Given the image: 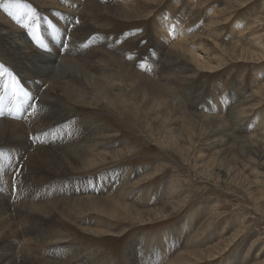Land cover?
<instances>
[{"label": "rangeland", "instance_id": "rangeland-1", "mask_svg": "<svg viewBox=\"0 0 264 264\" xmlns=\"http://www.w3.org/2000/svg\"><path fill=\"white\" fill-rule=\"evenodd\" d=\"M3 1L0 11L8 12L11 22L19 19L15 24L32 44L29 27L37 28L42 40L58 26L50 11L70 15L65 37L60 31V54L68 42L71 48L95 51L96 60L104 57L96 73L101 77L118 71L110 55L133 69L145 83L143 91L150 86L148 75H154L174 114L163 126L159 115L165 113L151 110L135 82L125 97L142 102L146 117L121 118L104 104L61 97L51 102L55 113L63 110L48 115L54 125L42 127L38 123L47 119L32 115L27 122L38 127L32 133L22 127L13 133L12 118L0 116L5 140L0 195L7 193L0 198L5 215L0 214V240L5 237L0 247L11 242L19 257L35 256L40 264H264V0H79L76 10L71 0H56L55 6L50 0ZM17 3L19 9L13 6ZM175 28L186 34L179 36ZM1 50L0 97L15 88L5 73L14 62ZM191 51L212 71L190 61ZM89 93L82 98L89 99ZM41 94H35L33 105ZM13 96L15 101L8 95L0 104L4 115L19 114L24 107L19 105L28 101L26 92ZM205 120L215 121L200 129L198 121ZM230 133L235 139L226 138ZM18 134L32 142L25 156L15 150H21L14 140ZM248 136L251 142L241 146ZM41 146L54 155L65 150L69 160L41 169L28 160ZM17 264L25 263L18 258Z\"/></svg>", "mask_w": 264, "mask_h": 264}, {"label": "bare ground", "instance_id": "bare-ground-1", "mask_svg": "<svg viewBox=\"0 0 264 264\" xmlns=\"http://www.w3.org/2000/svg\"><path fill=\"white\" fill-rule=\"evenodd\" d=\"M3 1V0H2ZM51 1V5L55 6L56 4V0H50ZM4 2V1H3ZM70 2V0H69ZM79 2V0H71V5L72 7L75 6L76 8L74 10L77 9V3ZM10 3V1L6 0V4ZM84 3V2H83ZM20 4V3H19ZM80 4V3H79ZM2 5V4H1ZM105 5V4H104ZM27 6V5H26ZM66 9L65 11L68 14H72L73 11L69 10V6L65 5L64 6ZM4 9V7H1ZM0 8V10H1ZM22 8V7H21ZM59 8V7H58ZM62 8V6H61ZM52 9V8H51ZM54 9V8H53ZM128 9V8H127ZM133 9V8H132ZM6 11V10H5ZM98 11V10H97ZM100 11V10H99ZM125 11V10H124ZM7 12V11H6ZM102 12V11H101ZM50 13H52V19L54 20V22L56 23V28L55 30H52L50 34L47 31L44 32L42 34V40H39V43H41L43 45V47H40L38 42H36V44H32L31 42H28L22 32L21 29L19 27L18 23L19 19H17L15 22H11V20H7L5 17L9 16V13L7 12L6 14H3L0 11V47L2 48L1 51H3L9 58L11 61L14 62V67L11 70L6 71V75L8 80H12L10 81L15 88H11V89H5V92L2 93L1 97H0V104L2 105L4 102V100L6 98L9 97H13V100L15 101V97L16 95L13 96L14 93L16 94H22L23 92L27 93L28 96V101L27 103H23L22 105L19 106H24L21 111L19 112V114H15L13 111H7L5 112V116H7L8 118H12L10 120L14 121V125L11 124L15 130V127H17L18 129L20 127H22V129H27L28 132L32 133L34 131H38V127L37 125H34L33 122H31L30 124H28L29 122H27V120L32 116V115H40L45 117V119L47 120H43L42 119V123H38L40 124V126L47 127L48 125L51 126L52 121L48 118V115L53 113L55 111L54 109V105L55 103H51L52 101H54V99H57V97H61L60 101H63L65 99L68 100L72 99L73 102L77 101L78 103H83V104H87L89 106H91L92 104L95 105V107L99 104H104V106H107L108 108L111 109V114L115 115V116H119L121 118H126L128 119L129 116H139V118H142V116L146 117L144 115V108H141L142 102H136L135 100L129 98V97H125V93L126 90H129L130 88H132V85L136 82L137 87L139 88V90L141 91V93L143 92L142 97L147 98L149 102H151V110L152 111H157L160 114H163L162 116L159 115V117H161L160 121L163 118L162 121V125L164 126L165 124H167L169 121H171V118L173 117L172 113L173 111L167 110V102L165 103L163 101V99L160 96V92L159 89H157V84L154 82V80H156V78H151L154 77V75L150 74L148 75V79L151 81L149 84L150 86H148V84L146 86H148V88L146 89V91H143L145 88L143 87V85L145 84L143 80H141V78L138 76L136 77L133 71V69H127L125 67V65L120 61H117L115 59H113V57L109 56V60H113L115 65L118 67V71H115L114 73H108V76H97L96 73L100 72L102 68V63H100L102 61H98L96 60V56L95 55V51L94 52H90L88 53V51L86 52L85 49L86 48H82L84 51H82L81 49H75L71 48V45L73 42H68L70 44L67 43L66 46H68L69 48L65 51L63 54H60V48L62 47L61 41H63L62 36L60 31L64 32V37L67 33V29L66 26H68V22L70 21V15L64 14L62 12V10H52L50 11ZM106 13V12H105ZM104 13V14H105ZM112 13V12H111ZM112 15V14H110ZM114 15H116L114 13ZM117 17H119V14L117 15ZM9 18V17H8ZM166 27V26H165ZM26 28V27H25ZM25 31V30H24ZM163 32V31H162ZM168 32V31H167ZM39 33V32H38ZM175 33L178 34L179 36H184V34H186L185 31L183 30H179V28H175ZM165 34V33H164ZM174 34V33H173ZM28 36V35H27ZM31 38V37H30ZM61 38V40H60ZM183 37H181L182 39ZM186 38V36H185ZM47 40V41H46ZM31 41V39H30ZM88 42V41H87ZM59 44V45H58ZM94 44V43H93ZM160 46V44H159ZM162 46V45H161ZM0 48V49H1ZM77 48V47H76ZM88 48V47H87ZM179 50V49H177ZM226 50V49H225ZM98 51V50H97ZM103 51V50H102ZM101 51V52H102ZM169 51V50H168ZM180 51V50H179ZM189 51V50H187ZM186 51V52H187ZM99 52V51H98ZM197 52V51H196ZM196 52L191 51L189 52L188 56L190 61H192L196 66L201 67V65L203 66V68H208L211 69L209 66L206 65L203 59V61H201V59H199L198 54H196ZM246 52V51H245ZM62 53V52H61ZM108 53V52H107ZM166 53V52H165ZM180 53V52H179ZM110 54V53H109ZM163 54V53H162ZM177 54V52H176ZM183 54V52H182ZM181 54V55H182ZM102 55V54H101ZM106 55V54H105ZM168 55V54H167ZM171 55V53L169 54ZM177 56V55H176ZM251 56V55H250ZM172 57V56H171ZM181 57V56H180ZM107 58V57H106ZM160 58V57H159ZM163 58V57H162ZM119 59V58H118ZM161 59V58H160ZM181 60V59H180ZM186 60V59H185ZM106 61V60H105ZM125 61V60H124ZM165 61V60H164ZM104 62V61H103ZM167 62V61H166ZM165 62V63H166ZM105 63V62H104ZM103 63V65H104ZM126 63V62H125ZM164 63V64H165ZM171 63V62H170ZM175 63V62H174ZM179 63V62H178ZM186 63H188L186 61ZM128 64V63H127ZM161 64V62H160ZM169 64V63H168ZM176 64V63H175ZM167 65V64H166ZM105 68V67H104ZM116 70V69H115ZM130 70V71H129ZM136 70V69H135ZM112 71V70H111ZM110 72V71H109ZM129 72V74H128ZM122 73V74H120ZM125 75H124V74ZM122 75V76H121ZM194 76V75H193ZM21 78V79H20ZM146 78V77H145ZM143 79V78H142ZM22 80V81H20ZM176 80V79H174ZM43 81V83H42ZM167 81V80H166ZM44 82H48L51 86L45 88L44 87ZM17 85H22L21 87H24V90L19 89V86ZM46 85V84H45ZM135 85V84H134ZM145 86V85H144ZM11 87V86H9ZM83 89V90H82ZM12 90V91H11ZM26 90V91H25ZM86 90L90 91V97L88 98H82L85 96L84 91L86 92ZM113 91H116V93H113ZM138 90V93H139ZM260 90V89H259ZM9 91V92H8ZM130 91V90H129ZM42 93L39 98V104H34V102H32L33 100L36 99V95H38V93ZM57 95V96H56ZM139 95V94H137ZM35 96V97H34ZM54 96H56V98H54ZM141 96V95H139ZM137 97V96H136ZM27 98V97H26ZM31 98V99H30ZM141 98V99H144ZM59 99V98H58ZM87 99V100H85ZM123 99H128L127 102ZM24 100V99H23ZM27 100V99H26ZM29 100H31V102H29ZM66 101V100H65ZM64 101V102H65ZM72 102V101H71ZM72 102V103H73ZM59 104V102H58ZM66 104V102H65ZM74 104V103H73ZM145 104V103H144ZM7 105V104H6ZM18 104H16V102L14 103V106ZM39 105V106H38ZM150 105V103H149ZM5 106V105H4ZM18 106V107H19ZM145 106V105H144ZM170 106V105H169ZM58 107V106H57ZM59 108V107H58ZM219 108V107H218ZM11 110V109H10ZM58 110V109H57ZM62 110V109H61ZM60 110V112H61ZM239 110V109H238ZM63 111V110H62ZM59 113H55V114H60ZM142 113V114H141ZM221 113V112H220ZM122 114V115H121ZM148 114V113H147ZM154 114V113H153ZM23 115V116H22ZM176 115V114H175ZM174 115V116H175ZM61 116V115H58ZM75 116V115H74ZM153 116V115H152ZM148 117V116H147ZM179 117V116H178ZM234 117V116H233ZM35 118V117H34ZM190 118V117H189ZM6 119V118H5ZM39 119V117H38ZM53 119V118H52ZM55 119V118H54ZM62 119V118H61ZM64 119V118H63ZM137 119V118H136ZM149 119V118H148ZM179 119V118H178ZM219 119V118H218ZM59 120V119H58ZM158 120V119H157ZM33 121V120H32ZM44 121V122H43ZM136 121V120H135ZM211 121H215V120H205V121H198L199 123V128L203 129V130H207L209 129L208 126V122ZM220 122V120H218ZM11 122V121H10ZM9 122V123H10ZM74 122V121H73ZM174 122V121H173ZM172 122V123H173ZM176 122V121H175ZM190 122H193V120H191L190 118ZM217 122V121H216ZM260 122V121H259ZM36 123V122H35ZM84 123V122H83ZM159 124V123H158ZM171 124V123H170ZM174 124V123H173ZM213 124H215L213 122ZM6 125V124H5ZM54 125V124H53ZM65 125V124H64ZM178 125V124H177ZM1 126V124H0ZM86 126V125H85ZM170 125H168L169 127ZM215 126V125H214ZM225 126V125H224ZM4 127V126H3ZM9 127V126H8ZM166 127V126H165ZM171 127V126H170ZM11 128V126H10ZM51 128V127H50ZM49 128V129H50ZM161 128V126L159 127ZM164 128V127H163ZM177 128V127H176ZM4 129V128H3ZM17 129V130H18ZM21 129V128H20ZM67 129V128H66ZM167 129V128H166ZM12 130V129H11ZM40 130V129H39ZM52 130V129H51ZM168 130V129H167ZM170 130V129H169ZM217 130V129H216ZM227 130V128H226ZM5 131V130H4ZM10 130H8L9 132ZM13 131V130H12ZM26 131V132H27ZM44 131V130H43ZM50 131V130H49ZM74 131V130H73ZM84 131V130H83ZM18 132V131H17ZM41 132V131H40ZM45 132V131H44ZM165 132V131H164ZM179 132V131H178ZM242 132V129L241 131ZM16 133V130L15 132ZM23 133V132H22ZM57 133V132H56ZM73 133V132H72ZM173 133V132H170ZM213 133V131H212ZM3 132L1 131V127H0V145H2L4 143V135H2ZM49 134V133H48ZM210 134V133H209ZM7 135V134H6ZM16 135V134H15ZM61 135V134H60ZM168 135V134H167ZM182 135H185L184 133ZM211 135V134H210ZM246 135V134H245ZM10 136V135H8ZM14 136V135H13ZM68 136V135H67ZM81 136V135H80ZM225 136V134H224ZM223 136V137H224ZM235 134L230 133L227 135V139H235ZM25 137V136H23ZM34 137V136H33ZM189 137V136H188ZM188 137H186L188 139ZM215 137V136H214ZM240 137V136H239ZM238 137V138H239ZM12 138V137H11ZM10 138V139H11ZM17 138V139H16ZM14 138V140L17 141V147L19 146V148L21 147V150L15 148L16 151H20L22 153L23 156H25L28 153L29 150V146L32 145V142L29 141V139L27 138H21L20 134H18V137ZM59 138V137H58ZM68 138V137H67ZM185 138V137H184ZM212 138V137H211ZM221 138V137H220ZM243 139L245 137H242ZM247 138V137H246ZM6 139V137H5ZM61 139V138H60ZM83 139V138H82ZM69 140V139H68ZM241 140V139H240ZM9 141V140H8ZM75 141V140H74ZM80 141V140H79ZM168 141V140H167ZM219 141V140H218ZM239 141V140H238ZM257 141V140H256ZM254 140V142H256ZM12 144L13 141L11 140ZM217 142V141H216ZM220 142V141H219ZM225 142V140H224ZM228 142V141H227ZM240 142V141H239ZM251 142V139L248 138L244 139L241 144V146L243 145H247ZM259 142V141H258ZM36 143V142H35ZM34 143V144H35ZM78 143V142H77ZM179 143V142H178ZM221 143V142H220ZM174 144H177V142H175ZM173 144V145H174ZM212 144V143H211ZM218 144V143H217ZM226 144V143H225ZM233 144V143H232ZM231 144V145H232ZM36 145V144H35ZM69 145V144H68ZM222 145V144H220ZM224 145V144H223ZM236 145V144H235ZM253 145V144H252ZM40 146V145H39ZM216 146V145H215ZM213 146V147H215ZM225 146V145H224ZM223 146V147H224ZM228 146V145H227ZM226 146V147H227ZM233 146V145H232ZM238 149L240 147V145H237ZM257 146V145H256ZM219 146L217 145V148ZM235 147V146H234ZM245 147V146H243ZM251 147V146H249ZM7 148V147H6ZM35 151H36V158H32V157H28V160L31 163H37V165L42 169H46L49 168L52 165H62L67 162L66 159V154H65V150L63 151V153L61 154H57L54 155L55 153L52 152V150L47 149L45 147H35ZM64 148V147H62ZM173 148V146H172ZM175 148H177V151H181L182 149H180V146H175ZM259 148V147H258ZM31 149V148H30ZM56 149V148H55ZM58 149V148H57ZM216 149V147H215ZM237 149V148H236ZM237 149V150H238ZM241 150H244L242 147L240 148ZM239 149V150H240ZM248 149V148H247ZM63 150V149H62ZM74 150V149H73ZM72 150V151H73ZM59 151V150H58ZM61 151V150H60ZM245 151V150H244ZM19 152V153H20ZM74 152V151H73ZM71 152V153H73ZM217 152V151H216ZM250 152V151H249ZM253 152V151H252ZM225 153V152H224ZM234 153V152H233ZM232 153V154H233ZM76 154V153H75ZM245 154V153H243ZM35 155V154H34ZM22 156V157H23ZM28 156V155H27ZM75 157V156H74ZM263 157V155H262ZM68 158L69 154H68ZM44 159V160H43ZM263 159V158H262ZM71 160V158H70ZM226 160V159H225ZM224 161V159H223ZM48 162V166H46ZM26 163V162H25ZM94 164V163H93ZM230 165V164H229ZM219 166V165H218ZM222 166V165H221ZM63 168V167H62ZM83 168V167H82ZM40 169V170H41ZM54 169V168H53ZM57 169L54 170V173L58 172L56 171ZM49 171V170H48ZM220 172V170H219ZM230 172V171H229ZM53 173V172H52ZM62 173V172H60ZM222 175V174H221ZM114 176V175H113ZM226 177V176H225ZM62 178V177H60ZM224 178V177H223ZM205 182V181H204ZM238 185V184H237ZM60 190V189H59ZM7 193H3L1 196H6ZM8 196V195H7ZM7 199V198H6ZM2 202V201H1ZM8 202V200H7ZM89 205V204H88ZM91 206V205H89ZM93 206V205H92ZM95 206V205H94ZM93 206V207H94ZM7 207V206H6ZM4 207H2L3 209ZM36 208V207H35ZM102 210L103 208L100 207ZM100 208H95L96 210L100 209ZM6 209V208H5ZM26 209V207H25ZM24 209V210H25ZM33 208H31L30 211H32ZM49 209V208H48ZM55 209V208H54ZM92 209V208H91ZM118 209V208H117ZM27 210V209H26ZM34 210V209H33ZM40 210V209H39ZM38 210V211H39ZM43 210H46L43 209ZM52 210V209H51ZM37 211V210H36ZM1 212V211H0ZM28 212V211H27ZM26 212V213H27ZM42 212V210H41ZM102 212V211H101ZM105 212V211H104ZM102 212V213H104ZM131 212H133V210L131 209ZM160 212V211H159ZM22 213V212H21ZM20 213V214H21ZM24 213V212H23ZM36 213V212H34ZM48 213V212H47ZM52 213V212H51ZM108 213V212H107ZM112 213V210L110 211V214ZM134 213V212H133ZM149 213V212H148ZM147 213V214H148ZM157 212H155L156 214ZM171 213V212H170ZM2 214V213H0ZM30 214V213H29ZM116 215H119L118 213H115ZM168 214V213H167ZM4 215V214H2ZM34 216V214H32ZM36 215H39L36 214ZM44 215V214H43ZM159 216L162 215V212H160L158 214ZM5 216V215H4ZM3 216V217H4ZM26 216V215H25ZM30 216V215H29ZM28 216V217H29ZM51 216V215H49ZM146 216V215H145ZM150 215H147V217H149ZM2 217V216H1ZM8 217H10L8 215ZM41 217V216H39ZM53 217V215H52ZM134 218V217H133ZM139 218L142 219L143 216L139 215ZM6 219V218H5ZM26 219V218H25ZM2 220V219H1ZM7 220V219H6ZM5 220V221H6ZM8 221V220H7ZM7 221L5 223H7ZM2 222H4L2 220ZM131 222V221H130ZM12 223V222H10ZM87 224H89L90 227L94 226V224H92V222H86ZM8 224V223H7ZM3 225V224H2ZM6 225V224H5ZM10 225V224H9ZM29 226V225H28ZM88 226V225H87ZM88 226V227H89ZM4 227H8V226H3ZM2 228V227H1ZM0 228V229H1ZM83 228V227H82ZM5 230L7 228H4ZM105 229V228H104ZM3 230V229H2ZM5 230L3 233H5ZM12 230H10L11 232ZM89 233L91 234H99L97 230L95 229H90L87 230ZM8 232V231H7ZM13 232V231H12ZM100 232V230H99ZM9 233V232H8ZM16 232H14L13 234H15ZM105 233V232H104ZM2 235V234H1ZM5 236V234H3ZM110 235V234H108ZM12 236V235H11ZM16 236V235H13ZM53 236V235H52ZM9 237V235H8ZM3 238L2 237V241L3 242ZM17 238V237H16ZM8 239V238H7ZM6 239V240H7ZM13 239V238H12ZM15 240V239H14ZM45 241V240H44ZM13 242V240H12ZM55 243V242H54ZM30 247V246H29ZM34 247V246H33ZM38 247V246H37ZM37 247L35 248H31L32 249H37ZM20 252V250H18ZM23 252V251H22ZM34 252V251H33ZM32 252V253H33ZM24 253V252H23ZM35 253V252H34ZM29 254V253H28ZM31 254V251H30ZM193 254V253H192ZM191 254V255H192ZM197 254V253H196ZM26 255V254H24ZM23 257H19L17 251H15V246L12 245L11 242H7L5 244H3L2 247H0V264H17V260L19 258L20 263H25V264H40L42 262V259L40 258H29L24 256ZM37 256V255H36ZM184 258V257H182ZM44 260V259H43ZM46 260V259H45ZM70 260V259H69ZM48 261V260H47ZM46 261V262H47ZM52 261V260H51ZM67 261V260H66ZM44 262V264L46 263ZM53 262V261H52ZM59 262V261H56ZM68 262V261H67ZM55 263V262H54ZM62 263V262H61ZM48 264V263H47ZM58 264V263H57ZM67 264V263H66Z\"/></svg>", "mask_w": 264, "mask_h": 264}, {"label": "snow or ice", "instance_id": "snow-or-ice-1", "mask_svg": "<svg viewBox=\"0 0 264 264\" xmlns=\"http://www.w3.org/2000/svg\"><path fill=\"white\" fill-rule=\"evenodd\" d=\"M14 7H16L17 9L20 8V5L17 3L15 5H13ZM8 6H5V10L7 11ZM28 35L32 38L33 41L38 42L40 47H43V45L41 43H39V33H38V29L35 27H29L28 29Z\"/></svg>", "mask_w": 264, "mask_h": 264}]
</instances>
